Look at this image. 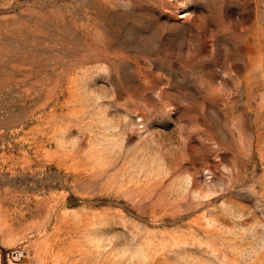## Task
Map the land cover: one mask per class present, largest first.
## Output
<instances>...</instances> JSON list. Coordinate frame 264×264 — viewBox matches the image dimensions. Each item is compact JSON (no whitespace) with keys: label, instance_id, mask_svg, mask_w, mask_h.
Returning <instances> with one entry per match:
<instances>
[{"label":"rangeland","instance_id":"rangeland-1","mask_svg":"<svg viewBox=\"0 0 264 264\" xmlns=\"http://www.w3.org/2000/svg\"><path fill=\"white\" fill-rule=\"evenodd\" d=\"M0 264H264V0H0Z\"/></svg>","mask_w":264,"mask_h":264},{"label":"built area","instance_id":"built-area-1","mask_svg":"<svg viewBox=\"0 0 264 264\" xmlns=\"http://www.w3.org/2000/svg\"><path fill=\"white\" fill-rule=\"evenodd\" d=\"M9 256L13 260H18L21 257V253L19 251H13V252H10Z\"/></svg>","mask_w":264,"mask_h":264}]
</instances>
